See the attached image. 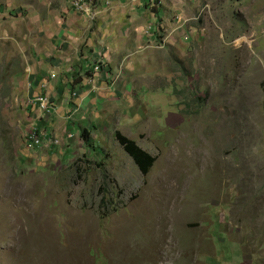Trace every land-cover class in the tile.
Instances as JSON below:
<instances>
[{"label": "rangeland", "instance_id": "374dc122", "mask_svg": "<svg viewBox=\"0 0 264 264\" xmlns=\"http://www.w3.org/2000/svg\"><path fill=\"white\" fill-rule=\"evenodd\" d=\"M145 2V18L187 23L116 67L112 94L101 59L83 74L93 108L47 43L73 0L2 16L0 264H264V0ZM117 133L155 157L147 174Z\"/></svg>", "mask_w": 264, "mask_h": 264}, {"label": "crops", "instance_id": "0c3cea01", "mask_svg": "<svg viewBox=\"0 0 264 264\" xmlns=\"http://www.w3.org/2000/svg\"><path fill=\"white\" fill-rule=\"evenodd\" d=\"M143 2L145 0H88L85 11L74 12L69 6L66 16L47 19L46 27L51 31L47 43L54 39L51 41V45L58 53L55 64L64 68L71 62V67L83 77L78 85L83 88L81 90L83 97L81 98H84L86 102H91L90 107L92 108L101 92L96 93V90L89 85V75L84 77L83 74L96 70L98 61L101 59L105 68L94 74L93 78L95 77L96 81L104 85L101 87L102 91L112 94L114 90L116 92V89L110 85V78L118 74L115 70L116 67L121 66L122 68L131 57L140 54L144 49V44L148 43L145 41L148 39L154 41L156 33L160 34L159 28L166 27L167 31L170 30L173 35L180 32L187 23L183 26L177 24L173 28L170 23H166V18L161 19L158 14L155 15L153 12L148 18H145L144 8H141ZM28 4L31 5V0H0V20L7 18L8 11L17 10L19 7L28 8ZM11 15H13L12 12ZM174 24L176 23L174 22ZM151 26L152 33L148 34L146 30ZM180 38L179 33V40H181ZM45 44L43 43V45ZM80 52L83 54L78 58ZM71 59L73 61H70ZM77 59L79 63L74 62ZM129 70L132 71L130 67ZM122 78H124V82L128 81L123 75ZM45 81L47 78L41 84H44ZM127 83L126 88L128 89L130 83L129 81ZM59 85L57 92H54V96L58 94V99L64 98L73 89V84H63L60 81Z\"/></svg>", "mask_w": 264, "mask_h": 264}, {"label": "trees", "instance_id": "16d2710c", "mask_svg": "<svg viewBox=\"0 0 264 264\" xmlns=\"http://www.w3.org/2000/svg\"><path fill=\"white\" fill-rule=\"evenodd\" d=\"M148 1H150V0H148ZM157 3L158 2H156V1L153 2L154 5H156ZM151 7L153 10L152 12L157 14L155 11L156 10L155 7H153L152 5H151ZM40 132L42 133L43 131L41 129H40V131H39V129H37L35 131V133L37 135L42 136V134ZM89 133H90V131L87 128H85V129L81 130L80 136L83 140H85L87 138V136L89 135ZM116 136H117V139L119 140L120 144L125 148L126 152L130 155V157L133 159L135 164L138 166L141 173L144 175L147 174L155 162V157L152 156L151 154L147 153L143 149H141L133 141L125 139L122 135L117 133ZM47 137L48 136L46 135L43 138V140H45L46 142H48L50 140V139H47ZM91 140H90V142L93 146V150L96 151V153H101V151L98 149V145ZM27 142H28V140H27Z\"/></svg>", "mask_w": 264, "mask_h": 264}, {"label": "built area", "instance_id": "2783aa9c", "mask_svg": "<svg viewBox=\"0 0 264 264\" xmlns=\"http://www.w3.org/2000/svg\"><path fill=\"white\" fill-rule=\"evenodd\" d=\"M87 1L88 0H73L72 6L75 7L79 11H85L86 7H87V5H86ZM150 1H152V0H150ZM149 29H151V27H149ZM146 32L149 34L150 31H146ZM37 104L38 105L40 104L43 109H45L47 107V106H45L46 103L42 99H39L37 101ZM41 137L42 136L37 135L35 132H30L29 136L27 137L28 143L33 145L35 148H37L38 146L44 145V142H46V141L43 140V138H41Z\"/></svg>", "mask_w": 264, "mask_h": 264}, {"label": "clouds", "instance_id": "9594fccd", "mask_svg": "<svg viewBox=\"0 0 264 264\" xmlns=\"http://www.w3.org/2000/svg\"><path fill=\"white\" fill-rule=\"evenodd\" d=\"M160 46V45H159Z\"/></svg>", "mask_w": 264, "mask_h": 264}]
</instances>
